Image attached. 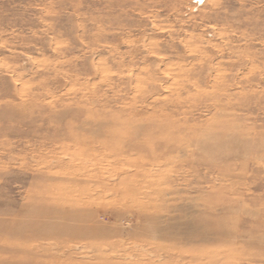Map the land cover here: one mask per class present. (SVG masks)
Instances as JSON below:
<instances>
[{
  "label": "rangeland",
  "instance_id": "374dc122",
  "mask_svg": "<svg viewBox=\"0 0 264 264\" xmlns=\"http://www.w3.org/2000/svg\"><path fill=\"white\" fill-rule=\"evenodd\" d=\"M0 264H264V0H0Z\"/></svg>",
  "mask_w": 264,
  "mask_h": 264
},
{
  "label": "bare ground",
  "instance_id": "6f19581e",
  "mask_svg": "<svg viewBox=\"0 0 264 264\" xmlns=\"http://www.w3.org/2000/svg\"><path fill=\"white\" fill-rule=\"evenodd\" d=\"M102 115H103V113H102ZM167 116H169V115H167ZM95 118H97V117L95 116ZM172 120H175V119L172 117ZM113 125H114V123H113ZM127 126H129V125L126 122H122L121 123V129H117V128L111 126V125H108V126L105 127L106 129L104 128V130L99 131V134L97 135V137H99V139H94L92 141H93V143H96V144L107 145L108 147L112 148V150L114 152L124 153V154H126V152H128V151H126L125 148H123L121 150H118L117 147L114 148L115 144L121 145V146L122 145H124V146L126 145L125 147L127 149L128 148H130V149H135V148L141 149V144L138 143V141L137 142L135 141L137 139V137L135 135H138L139 133L136 134L135 131H133L132 129L128 128ZM153 129H154L153 130L154 133H141L140 136L143 137L144 140L149 141L150 143L151 142H157V140H162L164 138V136H168V137L170 136V131H168L167 128H161V127L157 126L156 128L153 127ZM108 137H109V141L110 140H115L117 142L116 143H107L108 141L107 142H104V140H102V138L107 139ZM92 138H94V137H92ZM56 139H57V141L65 140V141L71 142V143H73L75 145L76 144L83 145V146L79 147V149H74L75 152H72L71 153L72 155H79V156L81 155V156H84L85 153H88L87 146L84 145V142L86 140H88V138H86V137L84 138L80 134H70V135L67 134L66 136L62 137L60 140H59V137L56 138ZM120 139H122V141H119ZM120 142H123V143H120ZM150 147H152V145ZM90 149H92V148L90 147ZM124 156H128V155H124ZM85 191L86 192H89V191H87V189ZM81 192H82V194L86 193L84 191H81ZM85 196H86V200L85 201H81V199H79V200H75V201H71V202H66V201L61 202V203L64 204L63 206H65L66 208H68L70 210H73V214L74 215H72L73 217H72V219H70L71 225L74 226L73 228H71L73 230H75L76 228L80 227V225H79L80 224V221L79 220H85L87 218L89 220H92L93 219V214L90 211H84L85 213H82V211H81L82 210L81 208H83V207H84L83 210H86V209H89V208H92L93 207L92 206V199H91L90 195L85 194ZM48 215L49 216H52L53 213L52 214L49 213ZM34 216H37V217H42L43 216L44 217L45 215H43L42 212H38L37 211V212H34ZM82 232H84V230ZM79 233H81V232H79Z\"/></svg>",
  "mask_w": 264,
  "mask_h": 264
}]
</instances>
